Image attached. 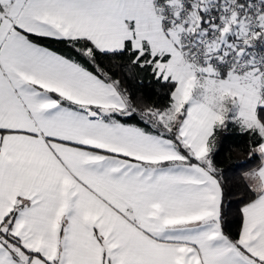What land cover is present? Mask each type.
I'll return each mask as SVG.
<instances>
[{"label":"snow or ice","instance_id":"snow-or-ice-1","mask_svg":"<svg viewBox=\"0 0 264 264\" xmlns=\"http://www.w3.org/2000/svg\"><path fill=\"white\" fill-rule=\"evenodd\" d=\"M0 264H264V0H0Z\"/></svg>","mask_w":264,"mask_h":264},{"label":"trees","instance_id":"trees-1","mask_svg":"<svg viewBox=\"0 0 264 264\" xmlns=\"http://www.w3.org/2000/svg\"><path fill=\"white\" fill-rule=\"evenodd\" d=\"M225 167H230L236 163H239L243 159V155L237 153V151H232L231 153H225L223 156Z\"/></svg>","mask_w":264,"mask_h":264}]
</instances>
